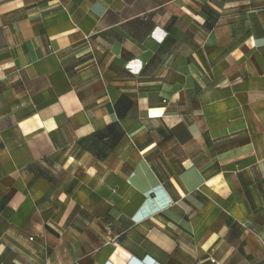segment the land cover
I'll list each match as a JSON object with an SVG mask.
<instances>
[{"label": "crops", "instance_id": "crops-1", "mask_svg": "<svg viewBox=\"0 0 264 264\" xmlns=\"http://www.w3.org/2000/svg\"><path fill=\"white\" fill-rule=\"evenodd\" d=\"M0 264H264V0H0Z\"/></svg>", "mask_w": 264, "mask_h": 264}, {"label": "built area", "instance_id": "built-area-1", "mask_svg": "<svg viewBox=\"0 0 264 264\" xmlns=\"http://www.w3.org/2000/svg\"><path fill=\"white\" fill-rule=\"evenodd\" d=\"M210 260H211L212 262L214 261V259H213V258H211Z\"/></svg>", "mask_w": 264, "mask_h": 264}]
</instances>
